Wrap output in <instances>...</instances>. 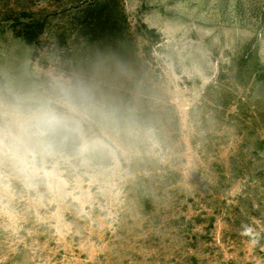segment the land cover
<instances>
[{"label":"rangeland","instance_id":"rangeland-1","mask_svg":"<svg viewBox=\"0 0 264 264\" xmlns=\"http://www.w3.org/2000/svg\"><path fill=\"white\" fill-rule=\"evenodd\" d=\"M20 104L71 131L0 163V264H264V0H0Z\"/></svg>","mask_w":264,"mask_h":264},{"label":"clouds","instance_id":"clouds-1","mask_svg":"<svg viewBox=\"0 0 264 264\" xmlns=\"http://www.w3.org/2000/svg\"><path fill=\"white\" fill-rule=\"evenodd\" d=\"M69 131L64 119L51 109L20 104L5 113L0 108V163L7 162L26 178L51 177Z\"/></svg>","mask_w":264,"mask_h":264}]
</instances>
